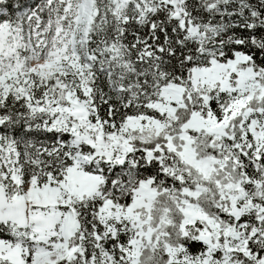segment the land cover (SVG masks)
<instances>
[{"label":"snow or ice","instance_id":"1","mask_svg":"<svg viewBox=\"0 0 264 264\" xmlns=\"http://www.w3.org/2000/svg\"><path fill=\"white\" fill-rule=\"evenodd\" d=\"M0 264H264V0H0Z\"/></svg>","mask_w":264,"mask_h":264}]
</instances>
